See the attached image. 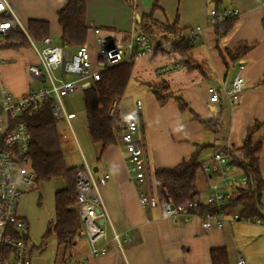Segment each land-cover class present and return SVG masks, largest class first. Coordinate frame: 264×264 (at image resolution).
<instances>
[{
    "label": "crops",
    "instance_id": "1",
    "mask_svg": "<svg viewBox=\"0 0 264 264\" xmlns=\"http://www.w3.org/2000/svg\"><path fill=\"white\" fill-rule=\"evenodd\" d=\"M68 1L8 0L22 23L27 25L30 20L48 22L49 37L54 44L55 40L58 42L55 45H61L62 36L58 13ZM144 1L87 0L86 19L90 30L99 28L115 38H125L137 32L140 17L151 14L153 6L157 4L159 9L154 13V20L165 26L175 25L176 41L187 38L196 26L203 28L201 38L190 44L185 55L176 52L167 55L154 51L141 57L133 65L127 88L131 89L133 83L136 86L131 94H124L119 104V114L124 123L135 121L139 124L137 139L144 144L150 155L152 169L172 168L189 160L196 144L211 143L215 146L201 152L202 162L209 160L218 149L233 146L239 148L248 130L258 123L259 128L253 134V140L262 139L259 160L264 180V0H226L222 7L238 10L240 15L233 29L219 39L215 36L211 22L210 12L214 5L210 0H151L148 6H144ZM162 35L158 32L151 38L158 42ZM88 40L93 44L94 35L91 31ZM6 43V37L0 39V84L20 97L39 86V82L28 71L30 65L38 62V55L31 45L7 48L4 47ZM240 44H247L251 49L241 61L232 62L228 52ZM169 63H183L189 67L164 77L155 74L157 68ZM240 64L244 65L242 76L246 82L240 102L230 105L222 98L219 103L210 104L209 94H205L206 88L208 92L210 87L229 84ZM134 78L148 81L152 85L166 83L172 94L160 104L153 90L142 86ZM174 91H178L189 102L202 120L212 121V115L219 121L226 135L219 139L216 136L220 132L219 128L218 131L214 130L212 122L205 125L193 120L189 112H180L176 101L174 103L172 100ZM138 102L141 103V112L137 108ZM64 122L71 128V120ZM66 136L61 137L68 140ZM95 150L89 159L82 153L79 165L71 167L85 166L88 160L92 162V170H97L94 174L110 218L108 237L112 238L113 231H128L131 240L123 242L122 246L112 243L108 252L98 257L89 255L90 246L82 238L72 248L76 253L74 255H66L68 250L58 248L55 236L42 245L43 232H46L49 223L55 218V194L66 185L63 179L58 178L64 183L61 189L57 190L49 182H44L24 195L19 203V215L28 219L29 228L37 236L36 239L31 238L35 264H47L48 256L52 257L49 264H61L69 258L79 260L86 257L87 264H212L211 250L223 247L227 249L229 258V244L234 231L225 227L237 222H228L222 229L205 230L195 218L176 223L163 219L158 209L140 205L136 187L129 179L122 146L117 142L102 155L100 145H96ZM67 166L70 167L68 164ZM106 175L109 176L108 179H105ZM198 189L200 198H205L208 193V178L204 174H199ZM36 200H39L41 210L34 211ZM52 209L54 216L50 218L47 212ZM259 226L262 227V223ZM247 258L239 257L236 263L229 261V264H238L239 260L253 264L254 261Z\"/></svg>",
    "mask_w": 264,
    "mask_h": 264
},
{
    "label": "built area",
    "instance_id": "2",
    "mask_svg": "<svg viewBox=\"0 0 264 264\" xmlns=\"http://www.w3.org/2000/svg\"><path fill=\"white\" fill-rule=\"evenodd\" d=\"M212 23L216 13L211 12ZM8 14L11 19L3 20L2 15ZM238 10L224 9L222 17H238ZM135 20V17H134ZM19 27L28 37L31 46L38 55V62L28 67L30 76L39 82L37 88L19 98H14L0 85V97L5 113L4 125L0 130V264H35L34 244L30 237L28 221L19 215L18 208L22 197L37 188L36 175L31 168L29 155L31 151V134L23 121L12 124L27 110L36 109L46 101H51V115L57 121L72 120L75 115L67 112L63 98L83 90L86 84L92 85L100 80L103 72L121 63L134 65L141 57L154 51L167 55L174 52L172 42H155L149 35L134 32L125 38H115L108 32L95 28L90 30L94 42L89 40L83 46L70 49L55 45L50 37L35 41L28 36L27 25L22 23L15 14L8 0H0V39ZM203 28L196 26L187 38L190 44L197 42ZM95 45V54L92 47ZM183 63H169L155 70V74L164 77L173 72L185 70ZM240 64L233 80L227 85L208 88L210 104H217L225 98L230 105L240 102L246 86ZM74 79H69L68 77ZM116 102L110 110L112 118L119 114ZM141 112V103H137ZM139 124L128 121L118 127L117 142L122 146V155L128 168L129 179L136 187L140 205L160 211L161 217L172 222L195 218L201 222L205 230L222 229L228 222H240L238 214L221 210L213 214L204 212L202 207L211 206L221 209L237 188H247L249 179L241 168L233 164L234 158H241L230 153V148L218 150L211 158L200 165V172L208 178V193L205 198L193 202L176 205L167 199L157 188L154 180L149 155L144 144L137 139ZM109 176L106 175L105 179ZM77 204L75 210L81 221L80 237L89 246L91 257L103 256L112 243L122 246L131 240L128 231H113L109 239L110 218L105 208L98 180L92 168L83 166L77 172L76 181ZM100 222H103L100 225ZM248 222V221H246ZM260 224V221L256 222ZM88 257L79 260L67 259L61 264H87ZM238 264H246L239 260Z\"/></svg>",
    "mask_w": 264,
    "mask_h": 264
},
{
    "label": "trees",
    "instance_id": "3",
    "mask_svg": "<svg viewBox=\"0 0 264 264\" xmlns=\"http://www.w3.org/2000/svg\"><path fill=\"white\" fill-rule=\"evenodd\" d=\"M213 3V10L216 13L215 29L216 38L224 37L228 34L238 21V17H222L224 10L222 7L226 0H210ZM159 9L158 5L153 6L149 15H142L138 22L137 32L145 33L153 37L158 32L163 34L160 41L172 42L174 52L185 55L190 49V43L182 39L176 41L175 25L165 26L154 20V13ZM87 0H69L67 5L58 13V21L62 28L61 45L70 49L83 46L88 38L90 28L87 24ZM1 19L8 20L11 16L2 15ZM28 36L41 41L50 36V25L45 21L30 20L27 24ZM170 36H173L170 38ZM6 37L7 48H20L30 46L28 37L23 31L16 27L11 30ZM247 44L238 45L233 51L228 52L232 62H239L250 51ZM188 68L189 65L185 64ZM133 65L121 63L102 73L100 80L92 84L91 88L84 90L85 113L87 128L92 141L102 147L101 155L105 150L117 144L116 134L118 127L124 125L120 116L112 118L110 110L116 102L123 98L127 85L132 77ZM153 88L167 92L170 90L166 83L153 85ZM155 97L160 104L166 98L155 93ZM176 102L180 112H189L193 120L207 125L211 121L202 120L191 108L189 102L182 96L176 97ZM51 101H46L36 109L24 111L20 117L13 119L12 124L23 121L31 134V151L29 161L32 170L36 175L37 186L44 182L61 178L65 182V188L55 194V218L49 223L46 232L42 237L44 245L52 236L57 239L58 248L70 250L80 239L81 221L75 210L77 204L76 181L77 172L83 168L68 167L61 149L57 124L59 121L51 115ZM219 127V121H216ZM214 130L215 128L212 127ZM259 128L256 123L250 128L245 136L241 147H231L230 153L234 156L233 164L241 168L244 175L249 179L247 188H237L227 203L221 208L202 207L204 212L213 214L220 213L221 210L238 214L239 220L248 221L255 224L264 222L262 212V194L264 192V180L260 170L259 154L262 150V139L253 140V134ZM214 144H196L195 151L189 160L172 168L154 169V180L160 192L176 205L193 202L200 198L198 189V178L200 165V154L204 149L213 148ZM101 157V156H100ZM212 264H229L228 251L226 248L212 249L210 252Z\"/></svg>",
    "mask_w": 264,
    "mask_h": 264
},
{
    "label": "rangeland",
    "instance_id": "4",
    "mask_svg": "<svg viewBox=\"0 0 264 264\" xmlns=\"http://www.w3.org/2000/svg\"><path fill=\"white\" fill-rule=\"evenodd\" d=\"M55 44H58L57 40H55ZM91 47H92L91 50L93 54H95L97 52L95 50V45ZM68 78L72 80L74 79L73 77H70V76ZM0 85L2 86V84ZM132 86L133 87L131 89L130 87L127 88L125 95H127L128 93L129 94L132 93L134 86L136 85H134L133 83ZM2 87L4 88V90L10 93L14 98H19V96H15L11 92H9V90L5 86H2ZM173 94L174 95L172 96V100L175 103L176 97H178L181 94L178 91H174ZM205 94L208 95L207 88H206ZM62 102L64 103L67 112L75 114L76 117L73 120H71V128L67 126L66 122L62 120L59 121L57 124V130H58V133L60 134L59 137L61 138V149L65 155L67 164L70 167L77 166L81 162L82 153H84L85 157L89 159L96 152L95 150L96 145L92 141L88 128H87V119H86V113H85V102H84L83 91L79 89L75 94L70 95L69 97L63 98ZM4 119H5V113L3 110V106L1 103V97H0V130L3 128ZM210 119H212L211 126L214 127L216 131H218V128H219L220 132L217 133L216 135L217 138L222 139L226 135L225 130H223L220 125L219 127H217L216 120L214 117H212V115L210 116ZM215 134L212 133V135H215ZM62 135H67L66 138L68 137V140L63 139L61 137ZM218 150H221V149H218ZM87 162L88 163L87 164L85 163L84 165L92 168L93 166L91 164L92 162H90V160H88ZM150 163H151V158H150ZM48 184H52V186L57 190L61 189L64 185V183L60 179L52 180ZM202 184H203V181H202ZM202 184L199 183L201 187H203ZM262 202H263L262 212L264 214V194H263ZM39 206H40L39 200H36L34 207H33L34 211L41 210ZM47 215L48 217L50 216V218H53L54 216L53 209L52 211L47 212ZM259 225L260 224H257V223L252 224L251 222L241 221L239 223L237 222L233 224L232 226L225 227V228L232 229L234 231L233 236L231 237L230 244H229L230 245L229 261L231 263H236L239 257H243V258L249 257L251 260L254 261L253 264H264V222H262V227ZM30 237L31 238L33 237L35 239L37 238L36 234L34 233L32 229H30ZM74 254L76 253L72 249L68 250L66 253V255H74ZM51 259H52L51 256L47 257V264L51 262Z\"/></svg>",
    "mask_w": 264,
    "mask_h": 264
},
{
    "label": "water",
    "instance_id": "5",
    "mask_svg": "<svg viewBox=\"0 0 264 264\" xmlns=\"http://www.w3.org/2000/svg\"><path fill=\"white\" fill-rule=\"evenodd\" d=\"M150 4H151V0H145L144 1V6H148ZM134 79H135V81H138L142 86H146V87L152 89L154 93H156L159 96H162L163 98H168L172 94V91H170V90L167 92H162L161 90H157V89L153 88V85L148 81H140L137 78H134ZM91 86L92 85H90V84H86L83 87V91L91 88ZM96 171L97 170L95 169L94 172H96ZM102 224H103V222H100V225H102Z\"/></svg>",
    "mask_w": 264,
    "mask_h": 264
}]
</instances>
